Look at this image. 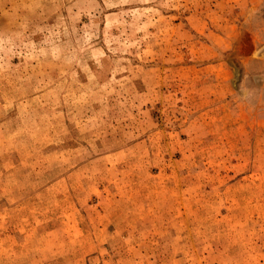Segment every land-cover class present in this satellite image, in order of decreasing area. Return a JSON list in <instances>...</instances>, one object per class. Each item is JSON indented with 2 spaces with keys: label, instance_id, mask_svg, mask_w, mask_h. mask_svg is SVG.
Listing matches in <instances>:
<instances>
[{
  "label": "rangeland",
  "instance_id": "374dc122",
  "mask_svg": "<svg viewBox=\"0 0 264 264\" xmlns=\"http://www.w3.org/2000/svg\"><path fill=\"white\" fill-rule=\"evenodd\" d=\"M0 264H264V0H0Z\"/></svg>",
  "mask_w": 264,
  "mask_h": 264
}]
</instances>
